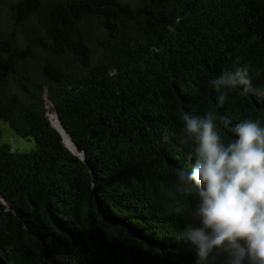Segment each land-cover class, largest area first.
Masks as SVG:
<instances>
[{
    "label": "trees",
    "instance_id": "16d2710c",
    "mask_svg": "<svg viewBox=\"0 0 264 264\" xmlns=\"http://www.w3.org/2000/svg\"><path fill=\"white\" fill-rule=\"evenodd\" d=\"M242 65L264 86V0L11 1L0 121L35 148L0 126V264H224L182 238L180 116L264 124L242 91L217 107L210 81Z\"/></svg>",
    "mask_w": 264,
    "mask_h": 264
},
{
    "label": "clouds",
    "instance_id": "9594fccd",
    "mask_svg": "<svg viewBox=\"0 0 264 264\" xmlns=\"http://www.w3.org/2000/svg\"><path fill=\"white\" fill-rule=\"evenodd\" d=\"M210 84L217 107L233 90L264 101V86L254 85L244 65L221 72ZM180 119L179 139L190 145L191 165L179 170L178 180L181 192L195 201L182 238L200 262L219 252L224 264H264V124L248 118L232 125L215 110H185Z\"/></svg>",
    "mask_w": 264,
    "mask_h": 264
},
{
    "label": "rangeland",
    "instance_id": "374dc122",
    "mask_svg": "<svg viewBox=\"0 0 264 264\" xmlns=\"http://www.w3.org/2000/svg\"><path fill=\"white\" fill-rule=\"evenodd\" d=\"M13 0H0V24L8 16L9 3ZM2 129V141L9 143L13 149L18 151H29L35 148V140L32 137H23L17 134L6 120L0 121Z\"/></svg>",
    "mask_w": 264,
    "mask_h": 264
},
{
    "label": "water",
    "instance_id": "95a60500",
    "mask_svg": "<svg viewBox=\"0 0 264 264\" xmlns=\"http://www.w3.org/2000/svg\"><path fill=\"white\" fill-rule=\"evenodd\" d=\"M56 112V111H55ZM56 114L58 115V113L56 112ZM60 120V119H59ZM60 122H61V120H60ZM62 124V123H61ZM63 125V124H62ZM56 127V126H55ZM64 127V126H63ZM57 128V127H56ZM58 130H59V128H57ZM64 129L66 130V132L68 133V131H67V129L64 127ZM60 131V130H59ZM60 133L62 134V132L60 131ZM69 134V133H68ZM63 135V134H62ZM70 135V134H69ZM70 137H71V140H72V142L75 144V146L77 147V144H76V142L72 139V136L70 135ZM77 149H78V151H80V149L77 147ZM73 151V150H72ZM74 153H76V154H78V155H80L79 154V152L77 153V152H75V151H73ZM82 158L83 159H85V153H83L82 152Z\"/></svg>",
    "mask_w": 264,
    "mask_h": 264
}]
</instances>
